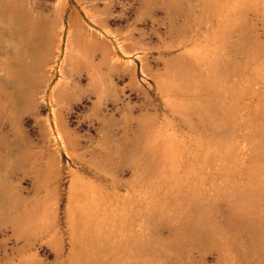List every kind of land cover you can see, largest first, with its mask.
<instances>
[{
    "label": "rangeland",
    "instance_id": "374dc122",
    "mask_svg": "<svg viewBox=\"0 0 264 264\" xmlns=\"http://www.w3.org/2000/svg\"><path fill=\"white\" fill-rule=\"evenodd\" d=\"M0 3V264H264V0Z\"/></svg>",
    "mask_w": 264,
    "mask_h": 264
},
{
    "label": "bare ground",
    "instance_id": "6f19581e",
    "mask_svg": "<svg viewBox=\"0 0 264 264\" xmlns=\"http://www.w3.org/2000/svg\"><path fill=\"white\" fill-rule=\"evenodd\" d=\"M0 4H3V3H0ZM5 5H6V4H3V6H2V5H1V6L4 8ZM16 6H17V5L13 6V9H15ZM6 7H7V5H6ZM0 9H1V8H0ZM7 10H8V9H7ZM5 11H6V8H5V10L2 11V13H3V12L5 13ZM12 11H13V10H12ZM12 11H11V14H12V15H11V14H10V15H11V17H12V19H13V17H14V13H13ZM15 11H16V10H15ZM0 12H1V11H0ZM16 12H17V11H16ZM5 14H6V13H5ZM20 14H21V12H20ZM18 16H19V15L16 14L14 18H16V17L18 18ZM9 18H10V17H9ZM19 18L23 20V16L20 15ZM14 20H16V19H14ZM22 20H19V21H20V22H23L24 20H23V21H22ZM12 21H13V20H12ZM19 21H18V22H19ZM20 22H19V23H20ZM19 23H18V24H19ZM23 23H24V22H23ZM22 25H23V24H22ZM20 74H21V73H20ZM26 75H27V74H26ZM18 77H19V79L21 78V79L23 80L22 83H23L24 81H25V82L27 81V79H26L27 76H25V74H24V75L22 74V76L19 75ZM21 79H20V80H21Z\"/></svg>",
    "mask_w": 264,
    "mask_h": 264
}]
</instances>
